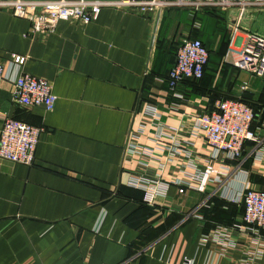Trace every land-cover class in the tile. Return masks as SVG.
<instances>
[{
    "label": "crops",
    "instance_id": "obj_1",
    "mask_svg": "<svg viewBox=\"0 0 264 264\" xmlns=\"http://www.w3.org/2000/svg\"><path fill=\"white\" fill-rule=\"evenodd\" d=\"M198 12L105 8L87 25L60 22L53 33L32 36L29 21L0 10V62L17 63L21 73L48 81L57 97L52 111L15 104L14 67L0 82V131L5 118L41 130L32 165L0 160V264H181L185 257L205 264L224 252L202 238L217 225L241 221L243 208L223 201L219 184L183 194L170 186L166 199L152 206L127 184L140 159L130 152L129 133L144 126L136 142L152 147L149 137L160 132L144 117L145 104L157 107L165 134L176 130L177 140L191 143L201 167L208 148L201 135L189 136L188 118L238 96L241 86L253 99L263 91L264 78L232 67L228 49L239 47L247 33L264 35V20L257 18L264 9L248 10L240 22L237 9L222 11L228 44L219 53L217 23L204 34ZM197 36L209 52L208 67L201 81L183 82L177 88L183 98L175 100L166 76L182 41ZM254 130L264 141V120ZM256 147L245 145L240 164L215 163L230 168L231 189L247 182L264 191V162L248 156ZM181 169L174 160L164 180L180 179ZM236 239L237 248L226 250L217 264H245L253 236ZM261 240L255 264H264V233Z\"/></svg>",
    "mask_w": 264,
    "mask_h": 264
},
{
    "label": "built area",
    "instance_id": "obj_2",
    "mask_svg": "<svg viewBox=\"0 0 264 264\" xmlns=\"http://www.w3.org/2000/svg\"><path fill=\"white\" fill-rule=\"evenodd\" d=\"M105 8L135 12H162L171 8H190L194 12L204 9L223 12L237 9L240 22V17L248 10L264 9V0H0V10L9 9L14 17L30 22L29 34L32 36L53 33L60 22L87 25L96 21ZM238 22L234 25L232 41L239 29ZM228 52L233 57L232 67L254 77L264 78V35L247 33L240 46L229 48ZM208 60V50L200 40L193 38L182 41L176 52L175 64L166 76L169 92L175 100L183 98L177 93V88L183 82L198 81L203 77ZM10 67L16 70V75L12 78V101L25 107H42L45 111H52L57 97L50 83L21 73V66L13 62L8 65L0 62V82L9 78ZM246 89V86H241L240 92ZM172 105V108L176 107L175 103ZM143 115L150 122L158 123L160 132L149 137L153 142L152 147L141 146L136 142L145 134L144 126L129 133L130 152L140 158L136 160L137 171L128 179L129 187L142 191L143 202L152 206L166 199L170 186L177 187L178 193L183 194L185 189L204 193L210 184H219V197L229 204L241 205L243 215L241 221L228 226L217 225L210 236L202 238V242H206L210 237L213 244L224 251L209 257L205 264H217L218 257H224L226 250L237 248L236 237L247 235H252L253 241L245 264H255L260 258V248L263 245L264 191L249 188L247 182H243L238 190L231 189L227 185L233 174L230 168L225 164L219 167L215 165L218 159L240 164L247 143L257 145L248 156L252 155L256 161L264 162V141L253 129V110L239 98L224 99L216 101L209 113L188 118L189 136L201 135L208 148L207 163L201 167L194 156L191 143L177 140L176 130L172 135L164 133L165 127L161 126V114L156 106L145 104ZM40 133L41 130L36 127L5 118L0 131V160L32 165ZM166 138L170 142L163 141ZM174 160L181 162L182 177L166 181L163 173ZM181 264L195 263L192 258L185 257Z\"/></svg>",
    "mask_w": 264,
    "mask_h": 264
},
{
    "label": "trees",
    "instance_id": "obj_3",
    "mask_svg": "<svg viewBox=\"0 0 264 264\" xmlns=\"http://www.w3.org/2000/svg\"><path fill=\"white\" fill-rule=\"evenodd\" d=\"M196 13L194 14L195 16H196ZM198 13L200 14V16H199L200 21L201 22L205 21V24L207 26L206 31H205V28L203 29L204 34H205V32L207 33L210 30L209 29L210 26L217 23V26L219 28V34H218L219 35V40H218L219 44H218L217 52L218 53L221 52V50L225 49L226 45L228 44L227 34L225 31V28L223 27L224 17L222 16L220 11L215 10V9L201 10ZM215 20H217V22H215ZM207 36L210 37L211 35L209 34ZM195 39H197V38H195ZM203 45H204V43H203ZM208 62H209V60H208ZM207 67H208V64L204 68L203 77L198 81H192V82L201 81L204 78ZM247 93L248 92H246V91L241 92L238 96L232 97V99L239 98L240 101L247 104L253 110V113H254L253 129H254V123H256V121L262 122L264 120V88H263L261 95L256 99H253V97H251L250 95H247ZM222 100H224V99H222Z\"/></svg>",
    "mask_w": 264,
    "mask_h": 264
},
{
    "label": "rangeland",
    "instance_id": "obj_4",
    "mask_svg": "<svg viewBox=\"0 0 264 264\" xmlns=\"http://www.w3.org/2000/svg\"><path fill=\"white\" fill-rule=\"evenodd\" d=\"M204 10H207V9H204ZM253 10H258V11H261L262 9H253ZM218 11H220V10H218ZM230 11V10H229ZM232 11V10H231ZM220 12H222V11H220ZM263 12V11H262ZM261 12V14H258V19H260L261 21H263L264 20V13H262ZM262 18V19H261ZM193 38H198L199 39V37L197 36V37H193Z\"/></svg>",
    "mask_w": 264,
    "mask_h": 264
}]
</instances>
